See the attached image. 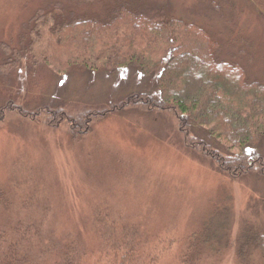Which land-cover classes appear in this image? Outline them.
Masks as SVG:
<instances>
[{"label":"rangeland","instance_id":"rangeland-1","mask_svg":"<svg viewBox=\"0 0 264 264\" xmlns=\"http://www.w3.org/2000/svg\"><path fill=\"white\" fill-rule=\"evenodd\" d=\"M144 5L203 29L218 62L264 84V0H0V108L21 110L0 121V230L29 264H120L127 253L135 264H260L241 251L264 227V177L224 174L185 146L168 113L97 114L134 92L159 95L138 71L59 68L52 58L81 16ZM56 109L73 121L53 125ZM89 112V133L75 138ZM193 133L226 153L203 128ZM254 150L264 155V143Z\"/></svg>","mask_w":264,"mask_h":264},{"label":"trees","instance_id":"trees-1","mask_svg":"<svg viewBox=\"0 0 264 264\" xmlns=\"http://www.w3.org/2000/svg\"><path fill=\"white\" fill-rule=\"evenodd\" d=\"M145 6L136 12L115 8L106 19L95 14L81 16L63 29L65 43L62 46L53 43L49 48L52 58L62 68L72 66L107 73L124 69L138 71L151 81L159 95L134 92L122 104L97 114L129 108L168 113L176 120L185 146L215 161L224 174L233 179L249 174L264 177V155L254 150L264 143V84H246L240 67L218 62L217 44L203 29L167 18L155 6L148 10ZM45 13L63 21L60 9L52 8ZM8 110L21 111L7 104L0 108V121ZM85 114L80 118L83 125L74 124L75 138L89 133L88 124L84 130L86 118L97 115ZM71 117L56 109L49 122L53 125L65 119L71 122ZM194 127L203 128L223 144L226 153L213 145L214 142L194 134ZM14 245L6 232L0 230V264H29ZM248 247L259 254L260 264H264V227L251 233L243 245L242 255ZM135 263L136 254L127 253L120 264ZM182 264L189 261L184 259Z\"/></svg>","mask_w":264,"mask_h":264}]
</instances>
